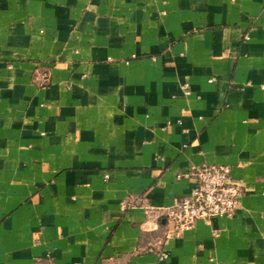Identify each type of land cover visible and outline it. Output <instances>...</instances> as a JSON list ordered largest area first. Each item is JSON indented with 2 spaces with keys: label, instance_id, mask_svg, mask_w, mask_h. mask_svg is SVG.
<instances>
[{
  "label": "crops",
  "instance_id": "crops-1",
  "mask_svg": "<svg viewBox=\"0 0 264 264\" xmlns=\"http://www.w3.org/2000/svg\"><path fill=\"white\" fill-rule=\"evenodd\" d=\"M0 264H264V0H0Z\"/></svg>",
  "mask_w": 264,
  "mask_h": 264
},
{
  "label": "built area",
  "instance_id": "built-area-1",
  "mask_svg": "<svg viewBox=\"0 0 264 264\" xmlns=\"http://www.w3.org/2000/svg\"><path fill=\"white\" fill-rule=\"evenodd\" d=\"M190 174L195 178V186L189 195L160 207L177 235L192 229L198 220L233 217L243 194V185L232 177L229 165L202 163Z\"/></svg>",
  "mask_w": 264,
  "mask_h": 264
}]
</instances>
